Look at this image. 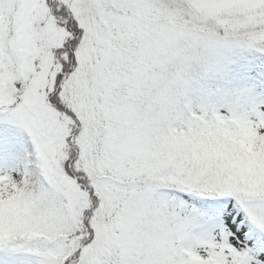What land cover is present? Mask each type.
<instances>
[{
	"label": "snow or ice",
	"instance_id": "obj_1",
	"mask_svg": "<svg viewBox=\"0 0 264 264\" xmlns=\"http://www.w3.org/2000/svg\"><path fill=\"white\" fill-rule=\"evenodd\" d=\"M0 264H264V0H0Z\"/></svg>",
	"mask_w": 264,
	"mask_h": 264
}]
</instances>
